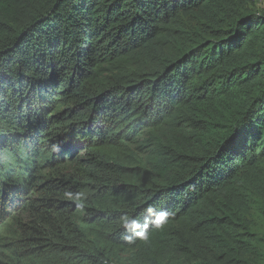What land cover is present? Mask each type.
<instances>
[{
  "label": "trees",
  "instance_id": "1",
  "mask_svg": "<svg viewBox=\"0 0 264 264\" xmlns=\"http://www.w3.org/2000/svg\"><path fill=\"white\" fill-rule=\"evenodd\" d=\"M23 7L0 0V220L28 196L33 239L11 264H264V13ZM148 154L169 173L150 174ZM149 204L170 213L164 227L126 239L123 218Z\"/></svg>",
  "mask_w": 264,
  "mask_h": 264
},
{
  "label": "rangeland",
  "instance_id": "2",
  "mask_svg": "<svg viewBox=\"0 0 264 264\" xmlns=\"http://www.w3.org/2000/svg\"><path fill=\"white\" fill-rule=\"evenodd\" d=\"M26 0H4L6 8L11 6L22 10ZM245 8L249 12H262L264 13V0H245ZM194 25L195 23H191ZM145 162L150 174H157L163 176L170 171V167L163 159H159L150 154L146 155ZM28 197V196H27ZM27 197L23 198V202H27ZM22 202V203H23ZM20 203L18 208L14 207L6 213V217L0 220V260L4 263L11 264L13 259L25 253V251H33V239L24 230L23 221L26 220L28 214L26 208H22L24 204ZM22 204V205H21ZM262 230L264 226L260 223ZM4 227V229L2 228ZM2 228V229H1ZM2 230V231H1ZM27 264H33L32 260H24Z\"/></svg>",
  "mask_w": 264,
  "mask_h": 264
},
{
  "label": "clouds",
  "instance_id": "3",
  "mask_svg": "<svg viewBox=\"0 0 264 264\" xmlns=\"http://www.w3.org/2000/svg\"><path fill=\"white\" fill-rule=\"evenodd\" d=\"M85 193L83 191H71L66 190L63 193L64 198L79 202L85 198ZM145 215L143 221L137 220L133 217L125 216L123 218V227L129 231V235L126 237L128 240H132L133 237L139 238L141 240H148V228L152 227L155 229H162L167 221L170 213L166 209L157 208L155 205L149 204L145 208Z\"/></svg>",
  "mask_w": 264,
  "mask_h": 264
}]
</instances>
